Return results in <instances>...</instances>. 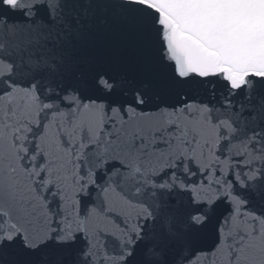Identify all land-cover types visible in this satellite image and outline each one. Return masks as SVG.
<instances>
[{
  "label": "snow or ice",
  "instance_id": "1",
  "mask_svg": "<svg viewBox=\"0 0 264 264\" xmlns=\"http://www.w3.org/2000/svg\"><path fill=\"white\" fill-rule=\"evenodd\" d=\"M0 264H264V0H0Z\"/></svg>",
  "mask_w": 264,
  "mask_h": 264
}]
</instances>
